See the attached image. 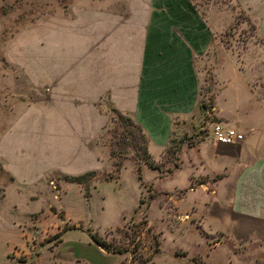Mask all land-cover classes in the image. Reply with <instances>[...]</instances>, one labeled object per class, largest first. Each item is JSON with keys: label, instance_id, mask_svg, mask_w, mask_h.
I'll list each match as a JSON object with an SVG mask.
<instances>
[{"label": "rangeland", "instance_id": "1", "mask_svg": "<svg viewBox=\"0 0 264 264\" xmlns=\"http://www.w3.org/2000/svg\"><path fill=\"white\" fill-rule=\"evenodd\" d=\"M190 1L211 26L218 25L216 37L227 56L243 64L255 93L264 99V42L250 6L241 0ZM89 3L0 0V264H76L80 260L57 251L65 244L64 235L74 231L92 243L95 234L119 250L106 251L94 243L109 256V264H264V219L230 211L225 197L231 186L223 189L219 183L227 173L185 174L194 162L192 151L186 153L182 146L210 140L209 108L202 109L198 129L149 149L145 135L140 137L124 119L131 117L107 107L96 138L94 132H88L90 139L78 132L79 145L88 143L91 154L68 171H50L11 154L39 150L48 140L54 147L69 142L63 129L56 130L64 102L57 73L44 72L43 50L56 49L61 37L63 41L66 20L72 24L81 15L88 18ZM46 60L51 66L52 58ZM196 66L204 77L201 102L206 106L211 72L205 62ZM47 110L55 112L49 135L44 129L49 122L43 119ZM142 136L155 167L130 146L142 144Z\"/></svg>", "mask_w": 264, "mask_h": 264}, {"label": "crops", "instance_id": "2", "mask_svg": "<svg viewBox=\"0 0 264 264\" xmlns=\"http://www.w3.org/2000/svg\"><path fill=\"white\" fill-rule=\"evenodd\" d=\"M241 1L250 6V17L264 42V0ZM89 2L88 18L81 15L72 24L66 20L69 30L63 41L61 37L56 49L43 50L44 72L57 73L58 96L64 102L56 130L63 129L69 142L54 147L48 140L44 147L37 145L39 150L30 147L11 154L45 164L50 171H68L86 159L83 155L91 154L88 143L79 145L78 132L87 139L88 132H94L96 138L105 121L103 111L110 106L141 128L149 149L163 148L173 135L198 129L204 77L196 64L205 62L211 72V118L235 126L244 138L237 145L206 138L182 146L186 153L192 151L194 162L185 174L227 173L219 183L223 189L231 186L225 197L230 211L264 219V99L255 93L251 75L241 69L243 64L227 56L216 37L218 25L211 26L190 0ZM50 57L51 66L46 60ZM48 113L43 118L49 122L44 126L47 135L54 130L50 114L55 115ZM72 233L64 235L58 255L80 260L76 264H109V256L85 234Z\"/></svg>", "mask_w": 264, "mask_h": 264}, {"label": "built area", "instance_id": "3", "mask_svg": "<svg viewBox=\"0 0 264 264\" xmlns=\"http://www.w3.org/2000/svg\"><path fill=\"white\" fill-rule=\"evenodd\" d=\"M209 136L212 141L226 145H237L244 138L235 126L214 121L210 124Z\"/></svg>", "mask_w": 264, "mask_h": 264}, {"label": "trees", "instance_id": "4", "mask_svg": "<svg viewBox=\"0 0 264 264\" xmlns=\"http://www.w3.org/2000/svg\"><path fill=\"white\" fill-rule=\"evenodd\" d=\"M208 99L210 100V97H209V96L207 97V100H208ZM207 106H208V107H207ZM209 107H210V103H209L208 105L205 106V104H203V102H201V108H202V109L209 108ZM115 114H117V113H115ZM117 115H119V114H117ZM120 117H121V116H120ZM124 119H125V121H127L128 123L134 125V126L140 131V133H141V134H140V137H141V135H144V133L142 134V130H141V128H140L135 122H133L130 118H124ZM132 137H133V139L136 140V137H135V136H132ZM145 138H146V137H145ZM145 138L142 136V144H133V146H132V145H130V146H131L132 149H134V146H136L135 148H137V149L140 150V153H141V159H142L144 162H146L149 166H151V167H155L154 164H153V163L148 159V157H147ZM140 139H141V138H140ZM124 144H125V143H124ZM125 145H127V144H125ZM111 154H113V153L111 152ZM136 172H137V179H139L140 177H139V167H138V166H136ZM91 239L93 240V242H94L96 245H99V246L104 247V248L106 249V251L119 252V250H114L113 248L110 249V248L108 247V245L105 244L101 239H99L95 234H92V235H91Z\"/></svg>", "mask_w": 264, "mask_h": 264}]
</instances>
